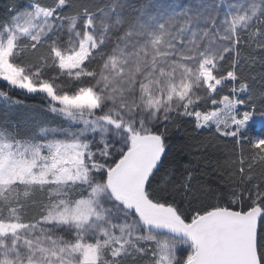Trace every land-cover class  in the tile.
I'll list each match as a JSON object with an SVG mask.
<instances>
[{
	"label": "snow or ice",
	"instance_id": "6c2138e0",
	"mask_svg": "<svg viewBox=\"0 0 264 264\" xmlns=\"http://www.w3.org/2000/svg\"><path fill=\"white\" fill-rule=\"evenodd\" d=\"M0 84V264H264V0L14 3Z\"/></svg>",
	"mask_w": 264,
	"mask_h": 264
},
{
	"label": "trees",
	"instance_id": "16d2710c",
	"mask_svg": "<svg viewBox=\"0 0 264 264\" xmlns=\"http://www.w3.org/2000/svg\"><path fill=\"white\" fill-rule=\"evenodd\" d=\"M29 0H0V16H3L7 13L8 8L15 4H20L24 3L27 4ZM46 2H51V0H46ZM259 69H256L258 71ZM247 74V73H246ZM255 75V72L252 73ZM0 88H4L3 84H0ZM8 90V89H4ZM9 95L23 101L24 106H14V107H9L7 102L3 101L0 102V126H4L7 124H16L20 123L21 126L23 127L24 123L30 122L29 118L34 115V113L31 111L34 107L39 108L43 105V101L39 97H26L22 93L18 91H10L9 90ZM259 96H260V87L259 83L253 84V98L257 101V104L259 106ZM38 115V113H36ZM262 130V125L254 124V133L259 134ZM174 129H169L170 134H172ZM252 130L249 131V135L254 134ZM183 133H175L176 137L182 136ZM194 135V134H193ZM185 139H187L185 137ZM188 159H192L191 156H187L185 159V163L187 162ZM193 163L195 164L196 161L193 160ZM197 176H199V172L196 173ZM204 179H208L207 176L204 177ZM163 186V185H162Z\"/></svg>",
	"mask_w": 264,
	"mask_h": 264
},
{
	"label": "rangeland",
	"instance_id": "374dc122",
	"mask_svg": "<svg viewBox=\"0 0 264 264\" xmlns=\"http://www.w3.org/2000/svg\"><path fill=\"white\" fill-rule=\"evenodd\" d=\"M157 2H163V3H166V2H171V0H157ZM175 2H184V0H175ZM191 2H195V0H191ZM0 102H3L2 99H0ZM256 124L258 125H262L261 122L259 120L256 121Z\"/></svg>",
	"mask_w": 264,
	"mask_h": 264
}]
</instances>
